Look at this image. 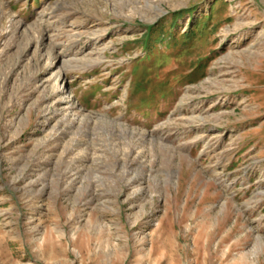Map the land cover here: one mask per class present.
Listing matches in <instances>:
<instances>
[{"label": "rangeland", "instance_id": "obj_1", "mask_svg": "<svg viewBox=\"0 0 264 264\" xmlns=\"http://www.w3.org/2000/svg\"><path fill=\"white\" fill-rule=\"evenodd\" d=\"M0 264H264V0H0Z\"/></svg>", "mask_w": 264, "mask_h": 264}]
</instances>
